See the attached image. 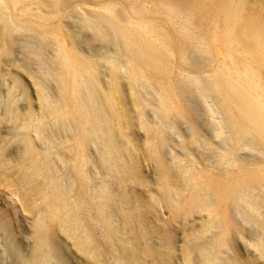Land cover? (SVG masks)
Returning a JSON list of instances; mask_svg holds the SVG:
<instances>
[{"label": "bare ground", "instance_id": "1", "mask_svg": "<svg viewBox=\"0 0 264 264\" xmlns=\"http://www.w3.org/2000/svg\"><path fill=\"white\" fill-rule=\"evenodd\" d=\"M74 13L109 50L83 53L77 31L64 26ZM23 38L37 50L27 59L34 54L40 61L38 74L22 67L33 81L37 109L30 100L16 106L22 82L3 68L5 61L17 68L14 47ZM102 65L110 71L106 78ZM0 77V107L11 125L0 139V177L15 178L38 215L24 246L0 211V243L12 264H77L59 233L86 255L83 264H168L176 251L171 234L160 224L149 228L150 213L163 203L173 221L188 209L207 215L182 246L184 264H248L225 259L223 248L241 237L238 215H264V0H0ZM199 84L210 90L228 130L230 153L218 158L215 173L208 165L199 170L194 159L172 170L163 156V123L193 121L195 109L185 99ZM148 86L158 91L152 104L141 93ZM149 105L161 124L146 118ZM136 120L146 136L141 147L130 133ZM197 138L195 128L184 142ZM245 141L262 154L251 164L235 159ZM141 153L155 166V183L141 175ZM150 184L157 190L146 199L139 188ZM252 247L264 257V242Z\"/></svg>", "mask_w": 264, "mask_h": 264}, {"label": "rangeland", "instance_id": "2", "mask_svg": "<svg viewBox=\"0 0 264 264\" xmlns=\"http://www.w3.org/2000/svg\"><path fill=\"white\" fill-rule=\"evenodd\" d=\"M74 6L75 4H73L72 7L74 8ZM81 8L84 11H90L94 9L93 6H82ZM81 18L82 17H80L79 13H74L72 17L65 19L64 26L68 30L75 32L77 31L76 34L79 41V46L83 53L88 56L99 55L102 54V52L109 50V48L105 47L108 44L105 45L104 42L97 40V38L94 37L95 31L92 27H85L86 25L82 26V21H80ZM23 40L16 42L14 47L13 57L16 60L17 68L12 66L13 64L11 63V61H5L6 64H4L3 68L5 72L13 71V73L17 75L22 82V87H18L15 91V96L18 101L16 102V106L18 108H24L27 104V100H30L32 102L33 107L37 109L38 102L36 100L35 87L33 86V81L29 76V73L24 68L26 67L31 74H38L40 73L38 67L40 61L37 59V55L34 54L28 55L32 58L31 60L27 59L26 54L28 53V51H37L35 49L36 45H34L35 48H27V42L25 41V38H23ZM39 44L40 43H38V45ZM51 51L52 50L49 49V53ZM24 59H26V61ZM196 59L201 61L203 59V56H199ZM18 65H21V67L18 68ZM99 72L100 76H102L103 78L108 77L110 73L108 67L105 65L99 67ZM120 76H124V74H120ZM122 82L124 84L126 83V79H124V77L122 78ZM6 87L7 86L5 85L4 88ZM193 87L194 88L192 92V97L190 94L188 95V99L185 97L187 100L184 98L185 102H187L186 104L190 108L193 107V109H195L193 121H191V119H178L175 124L163 123V128L165 130L166 137V141L163 146V156H165L164 161L170 169L176 170V164L180 160L191 161L194 159L193 162H195L196 167L199 168V170L202 169L204 165H208L209 170L215 173L218 172L217 167L219 168L217 164L215 165L218 158L225 152L230 153L228 152V149L230 148L228 141V130L226 129V127H224L223 117L215 101L210 96V90L207 88L206 84H199L196 86L194 85ZM121 89L123 93V98L126 103V107L128 108L131 116H133L135 115V111L134 107L131 105V102H129V91L124 85L121 86ZM142 90L143 91L141 93L143 95V98L148 99L151 104L158 99V91L156 88L148 86L147 88L145 87ZM1 95L2 94L0 93V103L3 102ZM21 98H23V100H21ZM3 114V109L0 107V139L7 137L9 127L11 126L7 122V120L3 119ZM145 116L151 122L161 124L157 115V110L154 105L146 106ZM134 124H137V126L132 127L130 129V133L132 135V139L134 140V144H136L138 147H141L146 137L145 132L144 130L140 129L138 120H136ZM195 128L198 132L197 142L191 143L190 145H186L185 142H187L188 140H190V138L194 136ZM242 145L244 147H242ZM250 145L251 144L247 141L242 142L239 150L235 152V159L241 160L246 164H251L259 160L262 155L260 153L259 148ZM15 153L16 149L13 148L9 152V155L12 156ZM138 158L141 163V175L144 178V181L149 183H155V179L157 176L154 168L155 166L150 162L146 161V158L142 153L141 156H138ZM198 162L200 164H198ZM19 185L20 184L16 183L15 178L10 176V174H5L0 177V211L4 212L5 214H8L9 218L11 219L12 228L14 229L15 236L17 237L18 242H22V245L28 246V244L31 243V236L29 235H31L32 225L36 221L38 215L34 209L35 203H31L27 199L30 198L27 190H25L23 187H21V185ZM140 188V194H142L144 198L146 197V199H148L150 196L149 190H157V188L155 186H151V184L150 186H140ZM157 193L159 194V191H157ZM37 204H39L38 201ZM185 213L186 212H181V215L178 217V219L173 221L171 218L170 211L165 203L158 207L157 212L150 213V230L155 229V226L160 224L161 227H164V229L166 228L167 231L171 234V239L174 243L176 251L173 252V259L168 264H184L181 255V249L184 245V242L187 240V236L190 235V233L193 234L194 231L200 230L207 219L206 213H201L198 211L191 212L190 209H188V215H185ZM244 215L245 214L238 215V218L240 219H238L239 224L241 223V237L235 236L233 241L231 242V247L223 248L224 257L226 256L225 259H242V262H247L248 264H264V257L261 256L259 251L252 247V244L254 243L258 244L264 242V215L257 216V218H249L247 215ZM153 223L155 224V226ZM216 231L217 230L213 229L212 232L205 234V236L210 237L212 233L214 234ZM152 232L153 231H151V233ZM153 236L154 240L157 241L159 236H157V234L155 233L153 234ZM59 237L62 248L65 252L67 251L66 254L74 263L83 264V262H86V260H88L86 255H84L83 253L78 254L76 252V249H74V247L72 246L71 240H66L64 234L59 233ZM197 242L201 243V241L199 240L194 241L195 244ZM1 248L2 246L0 243V255H3V248ZM2 257L3 260L1 264H12L10 258L7 257V255L4 254ZM89 264H92V262L89 261Z\"/></svg>", "mask_w": 264, "mask_h": 264}]
</instances>
